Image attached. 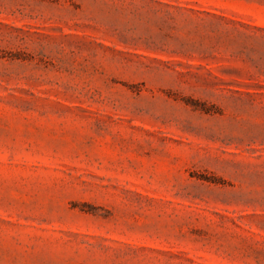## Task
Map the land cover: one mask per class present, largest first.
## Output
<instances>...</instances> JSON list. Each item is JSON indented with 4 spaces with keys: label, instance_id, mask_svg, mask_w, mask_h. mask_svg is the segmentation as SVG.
Here are the masks:
<instances>
[{
    "label": "rangeland",
    "instance_id": "obj_1",
    "mask_svg": "<svg viewBox=\"0 0 264 264\" xmlns=\"http://www.w3.org/2000/svg\"><path fill=\"white\" fill-rule=\"evenodd\" d=\"M0 264H264V0H0Z\"/></svg>",
    "mask_w": 264,
    "mask_h": 264
}]
</instances>
